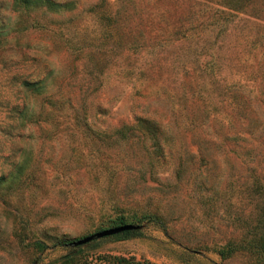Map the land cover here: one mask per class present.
Instances as JSON below:
<instances>
[{"label":"rangeland","instance_id":"obj_1","mask_svg":"<svg viewBox=\"0 0 264 264\" xmlns=\"http://www.w3.org/2000/svg\"><path fill=\"white\" fill-rule=\"evenodd\" d=\"M124 1L0 0V264H260L264 249L227 248L264 240V114L252 135L224 119L234 95L264 100V0H130L152 18L141 35ZM133 113L168 122L151 166L119 125ZM117 214L131 232L73 242Z\"/></svg>","mask_w":264,"mask_h":264},{"label":"trees","instance_id":"obj_2","mask_svg":"<svg viewBox=\"0 0 264 264\" xmlns=\"http://www.w3.org/2000/svg\"><path fill=\"white\" fill-rule=\"evenodd\" d=\"M31 1H36V0H31ZM37 1H44V3L47 4V6H54V7H60L64 8L68 3L70 2H74V0H69V1H53V0H37ZM153 2L155 0H147V2ZM13 3H17L19 5H27L28 2H30V0H12ZM125 3H123L122 5H120V10H121V14L123 16V19H130L131 15L129 14V8L135 9L134 13L136 14V17H133L135 19L134 24L137 26V28H139V34L141 35L142 32V28L145 25H148L151 23V17L148 16V11L146 9V7L144 8V6H140V5H135L133 4V1L130 0H125ZM148 5V4H147ZM1 28V26H0ZM195 26H187L185 27L181 33L179 37H172L169 40L174 41L177 39H182V38H186L188 36L187 31L188 30H194ZM228 28L224 29L223 32H225ZM1 30V29H0ZM125 30L129 31L130 27H128L127 29L125 28ZM123 32V31H122ZM173 31H171L169 33V31H167V33H165V35L168 34H172ZM124 34V32H123ZM126 34V33H125ZM160 35V34H159ZM163 37H145L143 40H138L136 38H132V40L130 41V43H128L127 45H125V48H129V49H138V48H142V47H154L156 45H159L161 41H166V36ZM261 35H264V32H261ZM7 37L3 35V33L0 31V46H2L5 42H7ZM222 64L219 62L218 65H216V69L218 71V73L220 74L219 70L221 69ZM137 71H141L142 68L140 67H136ZM201 69V68H200ZM201 71V70H199ZM264 72V71H263ZM260 72V74H262L264 76V73ZM209 80H214V77H210ZM21 83L23 85L26 86V88H31L32 90H37L39 89V86H41V84L37 81H29L26 79H22ZM259 96H263L264 95V84L260 85V89L257 88ZM246 97L243 96V98L238 97L237 96H233L232 97V104H233V109L231 111V113H228V118H225L224 120L227 121L228 123H230L231 125H236L235 129H234V133L237 136H243L245 133L252 135V131L248 130L249 128H251V126H254L255 123H259L261 122V120H263L262 115L264 114L263 112V105H264V100H262L261 98L259 99H255V97L253 99H249V100H245ZM54 102V99H51V103ZM198 109L199 110H203L205 113H207V111H205V109L202 106L201 109V105H198ZM198 112V111H197ZM214 114V113H213ZM214 119V118H213ZM127 123L129 126L127 127V130L124 131V138L127 139V141H129V144L134 143H141V147H140V151L141 152H146L147 154V160L146 162L148 163V166H151L153 159L151 158V149H157L159 150V153L156 155V159L159 160V158H162L164 155L166 154L169 155L170 150L167 148L166 146V142L164 140H162V136L159 134L164 128H165V124H167L168 122H163L161 120H158L157 118L148 115L146 113H133L131 118L128 121H122L120 122L119 125H123L125 123ZM192 122L194 123V125H197V121L195 120V118L192 119ZM168 125V124H167ZM204 125V129H203V137L207 136V137H211V138H215L216 135H214L212 132L207 130L208 127V123L203 124ZM258 127V126H256ZM260 129V133L256 134L254 137H252V139L255 142H259L260 140L263 142L264 141V130L261 131V127ZM137 131H139V133H137ZM202 138V137H201ZM239 147L241 145H238ZM131 147H133L131 145ZM250 146H248L247 148H249ZM134 152V151H133ZM140 162H142L140 160ZM150 168V167H148ZM149 218H155L156 221H159L163 230H165L163 221H161V219H159V216L154 214V213H149L148 214ZM124 215L122 214H117L114 217H109L107 218V222L108 223H114V225H118L121 223H125L124 220ZM132 230L130 229H123L120 231H117L115 233H111L109 234V236L112 237H120L122 235H125L129 232H131ZM67 247H70V249L72 248H76L79 247L80 244H75L72 245V240H65L64 241ZM253 250H258V249H264V240L263 239H258L257 241H253L250 242L247 239H242V240H238V241H231L228 244V248L227 251L230 250H234V249H243L246 248L247 250L252 249ZM219 251L222 252L223 249L219 248ZM71 253H63L60 255L59 257V264H71ZM118 258H123V257H119ZM146 264H155L153 262H148L146 261ZM135 263H139L138 261H135ZM121 264V263H118ZM260 264H264V257L260 260Z\"/></svg>","mask_w":264,"mask_h":264},{"label":"water","instance_id":"obj_3","mask_svg":"<svg viewBox=\"0 0 264 264\" xmlns=\"http://www.w3.org/2000/svg\"><path fill=\"white\" fill-rule=\"evenodd\" d=\"M136 225L133 223H121L118 225H113V226H108V227H104L98 230H95L91 233H88L82 237H79L77 239H75L73 242L74 243H83L91 238L94 237H100L102 235H107V234H111V233H115L117 231L123 230V229H130L135 227Z\"/></svg>","mask_w":264,"mask_h":264}]
</instances>
